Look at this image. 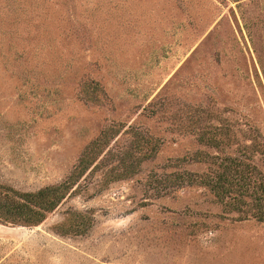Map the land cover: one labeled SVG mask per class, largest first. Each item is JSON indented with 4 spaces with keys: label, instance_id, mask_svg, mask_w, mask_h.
<instances>
[{
    "label": "rangeland",
    "instance_id": "374dc122",
    "mask_svg": "<svg viewBox=\"0 0 264 264\" xmlns=\"http://www.w3.org/2000/svg\"><path fill=\"white\" fill-rule=\"evenodd\" d=\"M249 126L264 142V0H0V183L58 184L108 129L40 224L0 223V264H264V222L199 185L162 195L207 170L199 131L248 144Z\"/></svg>",
    "mask_w": 264,
    "mask_h": 264
},
{
    "label": "trees",
    "instance_id": "16d2710c",
    "mask_svg": "<svg viewBox=\"0 0 264 264\" xmlns=\"http://www.w3.org/2000/svg\"><path fill=\"white\" fill-rule=\"evenodd\" d=\"M241 130L242 136L249 138L250 143L237 142L236 135L233 136V132L229 134L228 129L224 132L228 141L226 143L217 140L206 131H199L197 141L214 148L216 153L198 151L191 154L187 161L205 162L207 170L203 173L185 170L166 173L165 176L171 181L165 185L167 188L162 195L168 193L166 189L173 191L194 184L199 185L212 194L214 202L221 205L224 212L235 213L236 220L251 218L264 222V175L252 161L255 153L264 156V142L259 140V132L254 133L251 126ZM107 132L108 129L103 130L87 145L72 170L58 184L46 185L34 191H22L0 183V223L30 227L40 224L88 170V165L95 154L100 153L99 149L104 145ZM230 138L235 139L233 153L227 152ZM183 161H186L185 157L176 158L169 162L168 166L177 167ZM135 165L131 163L122 170L116 169L111 175L114 179L130 175ZM65 222L57 225V230L74 234H82L87 230L85 222L82 224Z\"/></svg>",
    "mask_w": 264,
    "mask_h": 264
}]
</instances>
